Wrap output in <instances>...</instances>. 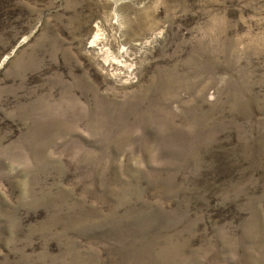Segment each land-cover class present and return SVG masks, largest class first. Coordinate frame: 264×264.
<instances>
[{
    "label": "rangeland",
    "instance_id": "374dc122",
    "mask_svg": "<svg viewBox=\"0 0 264 264\" xmlns=\"http://www.w3.org/2000/svg\"><path fill=\"white\" fill-rule=\"evenodd\" d=\"M0 264H264V0H0Z\"/></svg>",
    "mask_w": 264,
    "mask_h": 264
}]
</instances>
